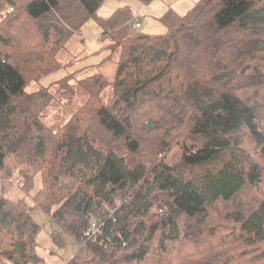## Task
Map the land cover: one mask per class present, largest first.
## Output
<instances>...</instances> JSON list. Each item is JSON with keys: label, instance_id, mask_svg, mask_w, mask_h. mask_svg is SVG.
<instances>
[{"label": "trees", "instance_id": "obj_1", "mask_svg": "<svg viewBox=\"0 0 264 264\" xmlns=\"http://www.w3.org/2000/svg\"><path fill=\"white\" fill-rule=\"evenodd\" d=\"M106 1L0 0V179L24 193L0 183V264H42L34 206L78 244L65 264H264V166L244 147L264 153V0H196L160 34L129 5L100 16ZM90 20L112 80L29 93Z\"/></svg>", "mask_w": 264, "mask_h": 264}, {"label": "rangeland", "instance_id": "obj_2", "mask_svg": "<svg viewBox=\"0 0 264 264\" xmlns=\"http://www.w3.org/2000/svg\"><path fill=\"white\" fill-rule=\"evenodd\" d=\"M191 1L192 0H154L150 4L143 6L136 4L131 0L122 2L107 0L99 10V15L108 16L115 10V8L122 5H129L136 16V21L140 22L142 25V28L139 30L141 33L160 34L165 33L166 31L164 25L160 22V18L169 11L175 12L179 15L186 13V11L192 7L190 6ZM100 33V28L93 20L85 23L82 27L81 35L73 36L66 42L64 50L65 54L60 58L62 63L65 61H72V64L43 77L39 83L30 84L27 91L29 93L36 92L40 87H48L66 77L68 74L74 73L76 79H81L94 73H101L109 81L112 80L115 71V55L111 59H107L102 63L100 68L97 66L109 56L108 50L103 46L105 45V42L99 40ZM107 94H109V91H107ZM62 110L63 109L60 107H57L55 110L51 111L45 119L46 125L52 126L64 122L67 114H63ZM262 119H264V117ZM244 147L256 163L264 166V153L262 154L261 151L258 150L254 144H251L250 141H247ZM168 163L171 162L168 161ZM5 184H8L9 186L6 195L7 198L13 201L24 198V193L21 190L13 187L10 183ZM39 186L38 179H35L32 195L39 190ZM251 195L254 194L251 192ZM24 200L28 206H34L31 199L25 198ZM31 216L41 228L40 234L37 238L38 247L36 250L40 262L42 264H65L78 248V244L72 241L68 236L64 235L53 224L49 214L39 209L37 206L33 207ZM56 238L58 241H55ZM52 247L58 248L59 251L57 254L51 253Z\"/></svg>", "mask_w": 264, "mask_h": 264}, {"label": "built area", "instance_id": "obj_3", "mask_svg": "<svg viewBox=\"0 0 264 264\" xmlns=\"http://www.w3.org/2000/svg\"><path fill=\"white\" fill-rule=\"evenodd\" d=\"M141 27V24L140 22H137L136 19L134 18V29H139ZM10 183L13 187H16L18 188L20 186V180L18 179V177H16V175L10 177V178H7V179H0V183ZM101 226L102 224L99 223V222H93V221H90L85 232H84V236L86 238H90V237H93L95 236L101 229ZM58 248L57 247H52L51 248V253L52 254H57L58 252Z\"/></svg>", "mask_w": 264, "mask_h": 264}, {"label": "crops", "instance_id": "obj_4", "mask_svg": "<svg viewBox=\"0 0 264 264\" xmlns=\"http://www.w3.org/2000/svg\"><path fill=\"white\" fill-rule=\"evenodd\" d=\"M196 0H192L191 1V5L190 6H192L193 5V3L195 2ZM135 16V15H134ZM136 17V16H135ZM136 19V18H135ZM142 28V25H141V27H140V29Z\"/></svg>", "mask_w": 264, "mask_h": 264}, {"label": "water", "instance_id": "obj_5", "mask_svg": "<svg viewBox=\"0 0 264 264\" xmlns=\"http://www.w3.org/2000/svg\"><path fill=\"white\" fill-rule=\"evenodd\" d=\"M151 125H152L151 122H148L146 126L149 127V126H151Z\"/></svg>", "mask_w": 264, "mask_h": 264}]
</instances>
